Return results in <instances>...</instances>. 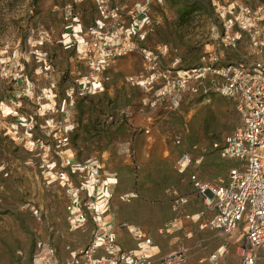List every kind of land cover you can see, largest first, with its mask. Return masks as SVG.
I'll use <instances>...</instances> for the list:
<instances>
[{
  "label": "rangeland",
  "instance_id": "rangeland-1",
  "mask_svg": "<svg viewBox=\"0 0 264 264\" xmlns=\"http://www.w3.org/2000/svg\"><path fill=\"white\" fill-rule=\"evenodd\" d=\"M139 1L149 2L153 22V29L141 47L159 54V64L166 70L192 69L212 49L213 30L220 24L217 12L220 7L236 2L264 13V0H112V3L128 11ZM70 4H74V14H78L82 27L92 25L97 19L96 0H0V264H39L37 256L45 245L54 244L70 231L71 199L66 187L43 178L40 167L43 151L40 156L28 152L22 138H18V133L25 134L18 121L24 122L29 115H36L33 138H44L50 146L46 151L48 157L61 159L55 153V143L63 135L47 131L46 123L43 127L46 118L39 115L40 104L47 102V95L52 100L63 96L65 85L60 84L66 79L53 64L55 54L53 59L48 56V62L52 63L49 71L45 70L40 55L46 46L56 51L59 46L67 45L77 51L75 43H60L67 24L65 7ZM239 51L229 58L245 60L246 52ZM135 53H140L144 60V77H147L150 72L144 54ZM45 74H52L51 79ZM47 79L57 82L59 94L44 92L46 98L39 99L36 88L41 89L40 83ZM119 79V75L114 77L111 95L80 99L76 117L71 110H65V122L69 125L74 122L76 128L69 133V144L63 147L61 156L76 162L97 157L103 177L106 173L132 168L123 164V159L135 160L134 152H123L114 145L115 134L122 132L123 126L108 124L109 119L105 117L106 113L117 112L127 103L131 108L137 106L144 115L152 116L157 111L167 113V118L154 119L164 122L162 131L174 143L172 152L177 151L178 157L196 152L210 156L223 165L225 178L237 165L220 154L226 137L240 122L231 100L217 94L206 98L185 94L182 105L172 109L167 101L157 98L154 90L135 84L121 85ZM61 103L65 107L66 102ZM5 106L13 111L6 118L2 109ZM51 106L55 121L60 122L57 110L61 106L55 102ZM148 153L160 155L159 150L144 151V155L149 156ZM35 211L42 214L41 219L35 216ZM257 264H264V258Z\"/></svg>",
  "mask_w": 264,
  "mask_h": 264
},
{
  "label": "built area",
  "instance_id": "built-area-1",
  "mask_svg": "<svg viewBox=\"0 0 264 264\" xmlns=\"http://www.w3.org/2000/svg\"><path fill=\"white\" fill-rule=\"evenodd\" d=\"M82 1V0H75ZM98 17L92 25L82 27L74 4L65 7V29L60 43H75L77 54L86 64L88 74L75 81L76 93L80 98L105 90L104 72L116 60L140 51L148 64L149 75L131 81L140 87L154 90L160 101H167L172 109H178L185 94L200 97L221 95L231 100L239 114L240 122L226 137L221 157L237 162L228 176L217 186L191 176L195 188L205 198L207 205L216 209V215L208 224L231 235L240 231L243 237L240 264H257L264 258V13L244 4L232 3L220 7L217 12L220 24L213 32L212 49L206 52L198 65L186 71L166 70L159 64L160 55L141 46L153 29L149 2L139 1L128 11L112 0H96ZM245 44L251 59L231 60V54ZM45 70L52 68L48 53L40 55ZM70 105L68 109L75 108ZM53 110L49 111L46 126L49 132L63 135L55 143L56 155L60 160L48 157L50 146L44 138H33L36 115H29L22 122L25 134L18 133L24 148L37 155L43 151L40 167L47 182L56 181L66 187L71 197V228L87 225L92 219L96 229L91 244L70 255L66 261L57 257V251L50 243L37 256L39 264H187V250L155 259L144 252L151 245V239L140 229L129 230L138 242V251H126L117 242L113 226L102 224L100 217L110 213L111 193L109 181L103 177L99 161L76 162L61 156L63 147L69 144V133L73 125L65 122L66 112L62 106L57 110L61 118L56 122ZM9 116V115H8ZM1 122V121H0ZM54 124L58 125L54 127ZM58 129V130H57ZM55 138V137H54ZM180 144V141H177ZM198 150V147L194 148ZM60 151V152H59ZM203 155L184 153L179 159V171L193 164L199 165ZM60 161V163H59ZM77 176L79 187L68 185L69 176ZM107 190L99 203V188ZM125 200L126 197H121ZM179 199L178 203H182ZM38 219L39 211L34 212ZM212 260L216 262V257Z\"/></svg>",
  "mask_w": 264,
  "mask_h": 264
},
{
  "label": "crops",
  "instance_id": "crops-1",
  "mask_svg": "<svg viewBox=\"0 0 264 264\" xmlns=\"http://www.w3.org/2000/svg\"><path fill=\"white\" fill-rule=\"evenodd\" d=\"M240 49L246 52L244 58L251 59L252 56L245 44ZM55 50L52 51L46 46L41 53L46 52L51 57L53 54L56 55L53 56L54 59L52 57L53 64L64 80L66 79L65 83L60 84L65 85V88L63 96H58L59 98L55 100L47 95L48 100L45 103L52 105L55 102L62 107L61 102H66L65 109L75 105L76 107L71 108L70 112L73 117H76L78 103L82 98L76 93L75 81L87 75L88 69L75 48L62 45ZM144 65L145 62L140 57V53H132L116 60L112 67L104 72L105 90L88 98L111 95L113 92L111 86L114 85L116 75L120 76L121 85L135 86L131 79L137 80L144 77L146 73ZM45 75L48 79L52 77V74ZM48 79L40 83V90L59 94L57 82H49ZM126 96L131 97L128 93ZM40 105L39 116L47 119L52 109L42 108V103ZM6 117L4 115V118ZM105 117L109 119L108 124L123 126V131L115 134V148L123 152L133 151L136 156L135 160L123 159V164L132 168L116 170L104 176L109 181L108 191L112 198L110 213L101 216L100 219L102 224L108 223L113 226L119 245L126 251H138V242L129 230V228H137L151 239V245L144 247L143 251L155 259L186 249L187 264H240L242 234L240 231H234L231 235L225 234L208 224L209 220L216 215V209L207 205L205 198L200 195L191 179V176L195 174L200 180L217 186L226 176L223 165L218 164L216 159L203 155L201 164H191L183 172L179 171V159L183 154L178 157L177 151L172 152L175 149L174 143L167 140L166 133L161 128L164 122L154 119L167 118L165 112L157 111L153 112L152 116L144 115L139 112L137 106L131 108L126 103L124 108L117 112L106 113ZM142 119L148 121L145 122ZM71 125L74 129L76 128L74 122H71ZM78 125L77 121V127ZM175 144L178 145L177 142ZM153 150H159L160 155L158 157L153 153H148L149 156L144 155V151ZM195 155H200V152H196ZM96 158L91 157L80 163L92 159L98 160L101 165L99 158L97 160ZM67 184L77 188L80 180L77 176L70 175ZM65 191L67 193L66 188ZM121 197L126 199L122 200ZM179 199H183V202L178 203ZM95 229L96 223L92 219L82 227L71 228L70 226L69 233H64L61 239L58 238L52 244L55 248L58 247L56 248L58 259L66 261L71 254L90 245ZM213 256L216 257V262L212 260Z\"/></svg>",
  "mask_w": 264,
  "mask_h": 264
},
{
  "label": "bare ground",
  "instance_id": "bare-ground-1",
  "mask_svg": "<svg viewBox=\"0 0 264 264\" xmlns=\"http://www.w3.org/2000/svg\"><path fill=\"white\" fill-rule=\"evenodd\" d=\"M126 57V56H125ZM44 90H40L38 88H36V94L39 95V99H43L45 97V94H44ZM42 103V102H41ZM42 108H48V109H51L52 106L50 103H45L44 104L42 103ZM2 109L4 110V114L5 116H8V115H11L13 113V111L11 110L10 107H2ZM107 190V186L104 184L103 186H101L99 188V191H100V196H99V203L102 202V199H103V194L105 193V191Z\"/></svg>",
  "mask_w": 264,
  "mask_h": 264
}]
</instances>
